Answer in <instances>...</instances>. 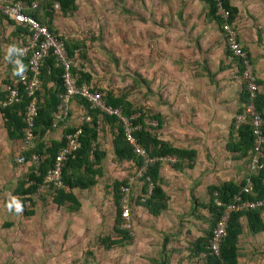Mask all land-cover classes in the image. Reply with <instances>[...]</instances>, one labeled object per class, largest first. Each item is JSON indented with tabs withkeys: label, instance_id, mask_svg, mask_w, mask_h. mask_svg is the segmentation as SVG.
Returning a JSON list of instances; mask_svg holds the SVG:
<instances>
[{
	"label": "rangeland",
	"instance_id": "rangeland-1",
	"mask_svg": "<svg viewBox=\"0 0 264 264\" xmlns=\"http://www.w3.org/2000/svg\"><path fill=\"white\" fill-rule=\"evenodd\" d=\"M175 1L169 4L167 0H80L71 11L62 13L59 9L50 13L55 16L57 36L75 45V74L86 72L90 76L83 83L99 92L102 99L107 91L124 97L134 109L145 114L146 128L160 139L176 147L195 148L199 157L195 156L192 168L183 167L176 172L180 182L188 183L176 188L177 195L187 193L186 206L178 207L179 214L171 206L160 227L157 218L146 215L143 208V213L132 222L134 201L142 197L140 163L119 161L110 154L107 136L116 129L109 128L98 116L96 144L102 150L105 146L109 154L104 153L102 174L96 177L94 187L73 190L78 207L57 206L52 202L54 189L41 183L30 200L23 201L24 210L32 209L31 215L8 212L10 198L20 200L12 192L17 182L26 177L31 164L16 161L22 140L7 138L0 116V264H168L166 254L170 251L178 255L180 264L192 258L187 251L191 250V240L208 231L211 219L206 209V186L217 184L232 173L241 175L244 166L245 161H232L234 154L224 147L241 106L238 93L243 83L234 60L225 53L223 32L215 20L205 16L206 3ZM238 16L230 24L239 37L240 47L247 51L249 70L255 76L250 50L251 46L263 50L260 34L264 33V13ZM14 33L12 23L0 17V91L14 77L12 63L6 59L8 47H18L20 42ZM74 106L79 108L72 111L73 120L79 119L80 123L85 111L76 101ZM70 109L69 106L68 116L59 123L69 118ZM155 114H160V127L151 118ZM50 139L44 138L47 142ZM172 163L161 162V187L171 202L176 180L168 175ZM129 178L134 179L128 192L129 226H122L120 219L118 227L126 229L131 239L123 246H110L101 239L108 241L116 236L112 183L120 180L125 184ZM170 214L175 216L174 222L167 218ZM167 222L169 228L175 225V229L164 228ZM242 222L244 234L239 248L243 258L248 255L250 264H264V241L257 239L264 236V230L260 235L255 233L257 236L251 233L249 243L250 234ZM201 261L199 256L195 263Z\"/></svg>",
	"mask_w": 264,
	"mask_h": 264
},
{
	"label": "trees",
	"instance_id": "trees-1",
	"mask_svg": "<svg viewBox=\"0 0 264 264\" xmlns=\"http://www.w3.org/2000/svg\"><path fill=\"white\" fill-rule=\"evenodd\" d=\"M74 1L75 0H59L61 12L65 13L74 9ZM201 1L205 2L207 5L206 15L208 16V18L215 20L221 30L220 24L222 20L217 14V9L215 7L214 1ZM50 2L51 0L41 2L39 4V11L37 9V11H34L33 14L35 18H37L39 22L44 24L54 36L58 37L57 32L53 26V17L50 13V11L52 13L54 12L50 7ZM221 3L222 7L229 11L227 22L230 23L234 20L237 9L234 6L229 5L227 0H221ZM39 12L41 13L40 17L37 16ZM19 29L20 28L16 26L15 31L17 30L16 32H18ZM63 44L68 52V55L72 56L75 45H69L64 41ZM245 52L247 54L246 50ZM225 53L227 55H231L230 58L234 60L237 70L239 71L241 76V58L232 55L231 52L227 49V46ZM20 60L23 64L26 63V58H20ZM11 69H15V65L13 63L11 64ZM71 71L75 73L74 69H71ZM60 72V68L54 66L51 56L47 57L42 67H40V73L38 77L39 89L36 91V117L34 118L32 129L36 142L32 141V145L22 143V148H20L21 151L19 155H23L25 160H28V156L30 155V153L43 155L44 158L42 159V161H40L36 168L34 167V164H31V168L29 169L26 177L20 179L13 189L12 193L19 196L22 204L24 200H30V195H32L36 191L37 187L42 183L46 170L51 165L56 152L65 143V135L75 129V127L64 128L59 139H50L47 144H45L42 139V136L52 128L50 124L52 114L55 110L56 104L58 103V94L62 91ZM89 79L90 76L86 72H78L77 84L88 82ZM255 82L257 84V89L256 97L254 99V105L257 112L264 120V92L259 91V80H257L256 77ZM238 94L239 101L242 105L247 96L244 84ZM2 95L3 92L0 91V99L2 98ZM74 98L75 101L83 107L85 114L90 117V120L85 121L83 117L82 122L78 125V127L81 128L80 135L78 137L79 147L75 150L73 156H68L61 162V187L55 188L51 186L54 189L52 202L57 206L66 205L68 209H76V207H78L79 205L78 199L73 194V190L75 188L86 189L96 183V177L102 174L101 160L104 156V152L98 149V146L96 144V140L98 137L97 122L99 120V110L91 107L90 103H88L84 99H81L79 97ZM26 100L27 99H23V101L20 102H15L6 106H0L2 126L8 139L21 140L23 138V122L21 119V113ZM102 100L106 105L121 108L122 114L127 117L134 115L133 117L129 118L130 125L133 127L132 135L134 136L135 140L145 149L146 153L149 156H173L175 158V161L171 164V167H173L174 169H180L178 166L181 161H186L184 167L191 168L193 166L196 154L195 150L193 148L173 146L169 142L160 139L155 134L150 132L146 128V124L143 122L145 114L134 109L129 101H127L124 97L114 95L111 92L107 91ZM240 108L238 111H240ZM100 116L102 122L107 124L109 128L115 127L116 129V131L113 132V138L111 142L114 157L119 161H131L136 165L141 163V157L136 156L132 152L131 147L125 141L121 126L116 122V117L114 115H107L104 113H102ZM151 118L155 119L157 122L156 125L160 127L159 114H155L151 116ZM229 137L230 138L226 141L224 146L225 150L233 153V157L235 158H248L247 155L249 154L252 143L250 125L248 123H242L237 128H233L232 124V130L229 131ZM261 159H264V148L261 151ZM160 164L161 162H155L148 165L145 171L141 174L140 177L143 181V184L141 185L142 197H138L134 201L135 204L141 205L150 215L153 216L159 214V212L166 208V201L168 198L167 194L161 187V179L158 174ZM263 180L264 170L258 171L251 177L252 192L254 193L251 198L264 196ZM243 183V180L239 181L238 183H233L232 181H222L217 184H210L206 187L207 193L209 195L206 209L211 215V219L208 231L203 236L197 237L195 242L193 243L194 252L200 254L202 257V261L198 264L219 263V259L211 255L206 248L214 221L219 217L223 209V206L217 207L212 204V192L216 191L218 198L222 202L226 203L229 201L231 195L236 193L240 189ZM122 184H124V181L120 180H115L112 183V192L116 206L113 231H115L116 236L108 241L105 238L101 239L103 243H106L110 246H123L131 239V236L126 229H120L118 227L120 224V208L118 206V201L121 195L119 188ZM148 185H150L149 192H147ZM247 197H249V195ZM32 213V209L23 211V214L25 215H31ZM261 216L262 214L260 210H245L242 212L230 213L226 225V235L224 236L220 245V259L225 262L236 264L237 236L242 231L239 218H245L246 228L250 233L254 234L264 230V221L262 220ZM5 225H8V223H5Z\"/></svg>",
	"mask_w": 264,
	"mask_h": 264
},
{
	"label": "built area",
	"instance_id": "built-area-1",
	"mask_svg": "<svg viewBox=\"0 0 264 264\" xmlns=\"http://www.w3.org/2000/svg\"><path fill=\"white\" fill-rule=\"evenodd\" d=\"M46 0H0V17L4 22L12 23L16 28L18 26L17 37L20 40L18 47L24 49V55L20 58H26V71L23 76H14L7 83L2 85L3 92L0 99V106L10 105L15 102L27 99L21 113L23 122V138L22 143L32 145L35 138L32 129L34 118L36 117V91L39 89V73L45 59L52 57L54 66L60 68V78L62 81V91L58 94V103L52 114L51 127H55L57 123L68 116L70 102L74 97H79L90 103V106L99 110L98 116L102 113L107 115H114L116 122L121 126L122 134L131 147L132 152L136 156L141 157L139 168V175L145 171L146 167L155 162L174 161L173 156L164 155L149 156L145 149L135 140L132 135L133 127L130 125L129 117L121 112V108L106 105L100 93L91 90L85 83L77 84V76L71 69L75 68L73 62V55L69 56L63 44V41L54 36L47 27L35 18L33 12L38 8V5ZM217 9V14L221 18V30L224 35L225 45L232 55L241 58L242 71L241 78L243 80L244 88L247 93L246 100L241 105L233 118V128H237L242 123H248L251 127L252 143L247 158V173L243 178V185L240 189L231 195L228 202H222L216 191L212 192V204L214 206H223L221 214L214 221L210 231V236L207 241L206 248L211 255L219 259L218 264H234L225 262L220 259V245L226 235V225L230 213L242 212L245 210H260L264 213V196L253 197L251 177L260 170H264V159H261V151L264 148V120L257 112L254 99L256 97L257 84L255 76H253L249 65L247 63V55L240 47L236 32L227 22L229 11L222 7L221 0H213ZM50 7L57 12L60 9L59 0H51ZM17 31V30H16ZM85 121H89L90 117L85 115ZM81 128L76 126L75 129L65 135L64 145L56 152L51 165L47 168L42 183L47 186L55 188L61 187L60 181V167L61 162L68 156H73L75 150L79 147L78 137ZM24 146V145H23ZM44 158L43 155L30 153L28 160H25L23 155L16 156V161L21 163L28 161L30 164L37 165ZM133 178L120 186V219L122 226L128 227L129 211V185L133 182ZM150 187L147 192H149ZM249 195V197L245 196Z\"/></svg>",
	"mask_w": 264,
	"mask_h": 264
},
{
	"label": "crops",
	"instance_id": "crops-1",
	"mask_svg": "<svg viewBox=\"0 0 264 264\" xmlns=\"http://www.w3.org/2000/svg\"><path fill=\"white\" fill-rule=\"evenodd\" d=\"M77 1H80V0H75L74 1V4H76L75 6H77ZM193 1H197V2H199L200 4H202V3H205V2H203V1H201V0H193ZM241 0H227V2H228V4L229 5H231V6H234L236 9H237V13H236V15H235V19H237L236 17H239L238 15L240 14H243V13H251V15H254V14H256V13H264V0H246L247 1V3L246 4H244V5H241V2H240ZM170 2L171 3H176V1L175 0H167V3H169L170 4ZM251 3V4H250ZM248 4H250L251 5V8L249 7V5ZM249 8V9H248ZM38 11H39V5H38ZM37 9L35 10V11H37ZM250 9H251V12H250ZM55 12V11H54ZM206 12H207V9H206ZM37 16L38 17H40V15H38L37 14ZM205 16L208 18V16L206 15V13H205ZM53 17V16H52ZM54 19H55V16L53 17V23H55V21H54ZM208 19H210V18H208ZM210 20H213V19H210ZM57 34H59V33H57ZM263 35V36H262ZM240 41L242 42L243 41V35L242 34H240ZM260 36H262V38H263V40H264V33L262 32L261 34H260ZM237 38H239V37H237ZM256 39V38H255ZM264 42V41H263ZM251 59H252V62H253V67H254V73H255V76H256V79L257 80H259V84H258V86H259V91L260 92H264V44H263V50L262 49H260V48H258V46L256 47V46H254V47H252L251 46ZM73 103H75V100H73V101H71L70 102V108H72V109H70V111H69V118L68 119H66V120H64L63 122H61V123H59L58 124V126H55V127H53V128H51V130H48L43 136H42V139H43V141H45L44 140V138H46L47 136H50V138H51V140L52 139H59L60 137H61V135H62V132H63V129L64 128H73V127H76V126H78L81 122H82V119H81V121H80V123H78V120L79 119H74L73 120V110L75 111L76 109L78 110V108L79 107H76V106H74L73 107ZM162 114V113H161ZM160 115V114H159ZM83 118V117H82ZM177 125V124H176ZM178 126V125H177ZM112 129V128H111ZM109 135L107 136L109 139H110V142H112V138H113V129H112V135L110 134V133H108ZM163 138H165V137H163ZM163 140V139H162ZM166 139H164V141H165ZM48 142H49V140H48ZM47 141H45L44 143L45 144H47L48 143ZM209 142V141H208ZM101 147V146H100ZM103 148H104V150H102V149H100V150H102L104 153H105V155H106V153H108L107 152V148H105V146H102ZM184 148H193V146H186V145H184L183 146ZM98 149H99V147H98ZM109 149H110V154L111 155H113V150H112V144L109 146ZM194 150H195V148H193ZM195 152H196V150H195ZM109 154V153H108ZM197 155V157H199L198 156V154L196 153L195 154V156ZM248 156V155H247ZM232 161H239V164H240V161H245L244 162V166L242 167V170H241V175H238L237 176V174H234V173H232V175L231 176H229L228 178L226 177L225 179H223L222 181H232L233 183H238L239 181H241V180H243V178L245 177V175H246V173H247V157H242V158H235V157H233V155H232ZM238 159H240V160H238ZM175 161V160H174ZM173 161V162H174ZM181 162H184L183 163V165H181ZM180 162V164H179V168L181 169V170H183L184 168V165L186 164V161H181ZM162 165L160 164V167H159V171H158V174H159V177H160V179H161V181H163L164 180V177H163V175H162ZM192 168V167H191ZM180 169H174V168H170V170H172V171H168V175H171V176H175L176 177V172L178 171H180ZM178 174V173H177ZM101 176V175H100ZM238 178H241V180H238ZM176 180H175V182H174V184L172 185V186H174V190H173V201L171 202V199H169V197L167 198V201H166V208L165 209H163L161 212H159V214H157V215H155V216H153V215H150L147 211H146V209L144 208V207H142L141 205H137V204H135V207L136 208H134L133 209V211H132V217H131V219H132V222L133 221H136L137 220V218H138V216H139V213H143V211H142V208L145 210V212H146V215H149V216H151V217H153V218H157V220H158V225H159V227H160V225L161 224H163V222L165 221V216L166 215H164V214H167L168 212H169V209H171L170 207L171 206H173V212H176V213H180V211L179 212H177L178 211V207L181 205V204H183L184 206H186V204H187V193L186 194H183V195H177V193H176V188H180L179 186L180 185H184V186H186V184H188L187 182H180V178L179 177H176L175 178ZM221 181V182H222ZM264 181V180H263ZM163 184V182H161V185ZM210 184H215V183H209L208 185H210ZM207 185V186H208ZM206 186V187H207ZM94 187V185H92L91 187H89V188H86V189H92ZM164 190V189H163ZM165 192V191H164ZM168 196V195H167ZM176 196V197H175ZM176 199V200H175ZM189 205V204H188ZM184 210H185V208H184ZM172 212V213H173ZM175 214V213H174ZM261 214H262V216H261V218L264 216V213H262L261 212ZM177 215V214H176ZM172 217H175V216H171V214H170V216L169 215H167V218L168 219H170V221H173L174 222V220H173V218ZM242 220H244V222H245V218L244 217H241V218H239V221H240V224H241V229H242V231H241V233L237 236V242H236V247H237V257H236V264H250L251 263V261H250V258L248 257V255L246 256V258H243V255L241 254V252H240V248H239V241H240V238L241 237H243V234L244 233H242L243 232V222H242ZM263 220V219H262ZM264 221V220H263ZM246 224V223H245ZM163 227L165 228V227H167V228H169L170 227V223H168L167 222V226H164L163 225ZM246 228V227H245ZM173 229H175V225L173 226V227H171V228H169V230L168 231H172ZM246 230H248L247 228H246ZM263 231V230H262ZM248 234H250L249 235V237H250V239H249V243L251 242V233L249 232V231H246ZM261 231H259V232H257L256 234L258 235L259 233H260ZM255 233L253 234V235H256ZM198 234H196V237H194L192 240H191V244H190V249L191 250H187L188 251V253L190 252L191 253V256L190 257H192V258H190V261H188L187 262V260L186 259H184V263L185 264H190V262H192V264H198V263H195V260L199 257V256H201L200 254H197V253H195L194 252V246H193V243L195 242V240H196V238L197 237H201V236H203V235H198ZM256 235V236H257ZM260 235V234H259ZM164 238V237H163ZM257 239H258V241L259 242H263L264 241V236H262V235H260V237H257ZM167 240V239H166ZM165 240V241H166ZM261 240V241H260ZM168 245V244H167ZM168 246H171L170 244L168 245ZM178 253H179V250L177 249L176 250ZM158 253H160V250L158 251ZM181 253V252H180ZM159 255V254H158ZM168 257H169V262H168V264H180V262H177V254L176 253H174V252H171L170 251V253H168L167 252V254H166ZM158 264H159V261H158ZM164 264H167V263H164Z\"/></svg>",
	"mask_w": 264,
	"mask_h": 264
},
{
	"label": "clouds",
	"instance_id": "clouds-1",
	"mask_svg": "<svg viewBox=\"0 0 264 264\" xmlns=\"http://www.w3.org/2000/svg\"><path fill=\"white\" fill-rule=\"evenodd\" d=\"M24 55V49L16 45H10L7 49L6 59L15 65L14 75L23 76L26 71V66L22 63L19 57ZM7 211L15 214H22L24 206L17 197H11L6 205Z\"/></svg>",
	"mask_w": 264,
	"mask_h": 264
}]
</instances>
